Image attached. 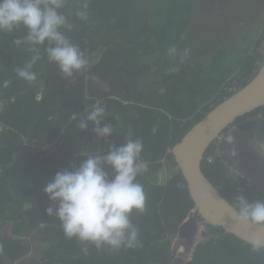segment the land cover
<instances>
[{
	"label": "trees",
	"instance_id": "16d2710c",
	"mask_svg": "<svg viewBox=\"0 0 264 264\" xmlns=\"http://www.w3.org/2000/svg\"><path fill=\"white\" fill-rule=\"evenodd\" d=\"M137 1L66 0L67 5L61 11L68 16L72 27L64 33L89 60L87 70L70 78L64 77L42 54L43 58L32 69L37 80L29 84L20 79L15 69L23 67L34 53L30 45L17 46L13 41L26 35V31L21 27L11 33L0 32V124L4 128L0 133V264H16L22 260L28 243L21 235L26 232H37L51 242L53 248L42 252V261L33 257L21 264L58 261L61 264H171L172 239L196 208L172 150L220 101L232 95L225 90L233 83L232 79L227 82L233 69L226 65L224 51L231 50L227 53L232 57L235 50L232 44L240 37L234 31L237 22L232 23L235 19L229 18L225 20L228 23L225 29L217 26L220 42L211 43V39L202 40V36L193 35L201 53L206 46L208 50L215 49V60L209 65L204 62L192 65L187 60L173 59L169 49L175 48L176 42L170 46L168 31L175 26L173 16L182 6L187 9V5L181 0ZM250 1L253 0H245L246 8ZM85 2L88 19L81 20L75 13ZM261 6L254 13L250 8L249 12L241 10L259 18L264 15V0ZM139 8L141 12L137 11ZM162 14L168 17L163 20ZM190 17L191 13L184 30L182 26L178 32L177 42L189 28ZM150 19L158 23L157 34L147 29ZM209 28L204 31L213 34ZM261 30L264 35V22ZM148 34L153 35V44L149 43L152 39H147ZM160 39L165 40L162 46L167 48H160ZM225 40H229V44H225ZM259 44L260 40L253 54L242 62L243 75L247 78L238 79L242 87L257 75L264 63L258 53ZM98 52L100 61L93 59ZM132 61L135 66L129 65ZM219 74L222 78L215 77ZM5 80L9 81L7 88L2 87ZM40 91H43V99L37 102L35 96ZM97 102L106 108L105 122L114 128L105 143V152L110 144L119 145L139 138L144 144L141 158L149 165L147 173L158 172L164 162L179 169L164 185L138 176L145 190L146 208L131 218L139 229L140 245L134 248L114 250L104 246L97 249L70 239L64 235L59 220L47 216L45 211L50 201L43 191L44 186L56 172L78 167L84 158L82 155L90 154L92 125L82 131L78 124ZM263 113L264 108H261L237 119L236 123L243 124L242 130L249 132L253 128L249 119ZM58 138L63 143L60 149H42ZM25 139L37 142L28 144ZM204 169L221 195L234 200V204L240 194L249 201L264 200L253 187L247 191L241 187L228 191L229 175L221 164L204 165ZM210 234L208 241L197 245L192 261L187 264H264V251L253 252L248 243L223 228H212Z\"/></svg>",
	"mask_w": 264,
	"mask_h": 264
},
{
	"label": "clouds",
	"instance_id": "9594fccd",
	"mask_svg": "<svg viewBox=\"0 0 264 264\" xmlns=\"http://www.w3.org/2000/svg\"><path fill=\"white\" fill-rule=\"evenodd\" d=\"M65 5L66 0H0V32L11 33L22 27L26 31V35L15 39L13 43L17 46L30 45L31 51L34 53L23 67L15 69L17 76L29 84L37 80V75L32 69L43 58L41 49H43V55H46L48 62L54 63L66 78L84 72L89 67V60L84 51L72 43L64 33L65 29L72 27L68 16L61 11ZM75 15L81 20H87L88 4L83 3ZM259 40L258 53L260 54L259 48L263 37L261 36ZM169 54L175 55L176 49H169ZM260 56L264 58L262 54ZM259 70H257V74ZM238 79L240 78L233 79V82L239 86L237 91L243 88ZM8 86L9 81H3L2 87L7 88ZM237 91L228 92L233 95ZM227 98H224L220 103ZM42 99L43 91H40L36 94L35 100L40 102ZM124 104L126 105L127 102ZM75 118L76 116L73 117V119ZM105 120L106 108L99 102L95 103L91 110L87 111L79 120L78 127L82 131H87L89 125H92L94 134L91 140L90 154H81L84 158L78 167L56 172L44 186L43 191L50 201V205L45 211L47 216H55L59 220L64 235L70 239L75 238L83 244H91L97 249L104 246L114 250L134 248L140 245V239L139 229L133 224L131 218L134 213H143L146 208L145 190L137 178L148 170L149 165L141 158L144 144L139 138L128 139L119 145L110 144L105 152V143L114 132L113 125ZM249 121L253 124L251 131L244 132L241 128L243 124L234 123L217 137L203 157L202 169L205 174L204 165L209 167L221 164L226 171H230L227 179L228 191L237 187L247 191L255 187L261 194V191L264 192V180L262 179L264 178L262 174L264 172V151L260 150V155L257 156L252 150L246 156L245 163L247 165L254 154L261 167L259 170L242 168L239 165V159L230 155H234L233 148L237 145L236 141L232 142L234 135H238V138H247L255 145L253 139L256 136L255 132L257 130L264 132V113L250 118ZM261 123L262 128L259 125ZM3 129L0 124V133ZM239 130L242 133L236 132ZM222 136L223 138L220 140ZM261 137L264 140V136ZM228 141L231 143V148L228 147ZM30 142L36 143L37 141L25 139V143L29 144ZM55 142L63 145L61 138H58L42 149L47 150L46 148ZM93 145H99V148L92 149ZM234 156L236 157V155ZM210 158H213L214 161H210ZM235 161L236 163H233ZM164 164L171 166L169 163L164 162ZM234 175L238 176V182L231 187L229 182ZM170 176L173 177V175H169L167 179L172 178ZM227 200L232 204L231 211L239 222L264 227V200L249 201L243 194L235 197V204L234 200L232 202ZM195 210L196 208L191 213L193 214ZM199 217L205 228L210 227V230L219 228L212 226L200 215ZM210 230H203L204 236L211 237ZM247 243L253 252L264 251V233L253 234ZM83 251L86 252L87 248H84Z\"/></svg>",
	"mask_w": 264,
	"mask_h": 264
},
{
	"label": "rangeland",
	"instance_id": "374dc122",
	"mask_svg": "<svg viewBox=\"0 0 264 264\" xmlns=\"http://www.w3.org/2000/svg\"><path fill=\"white\" fill-rule=\"evenodd\" d=\"M141 1H137V3H140ZM183 5H187L186 7L182 6V9L178 12V14H175L173 16V20L175 21V26L171 27V29L168 31L171 34L167 38L170 41V46H173L174 41L176 42L175 49L177 50L180 48V42H183L184 37L190 35L188 32H193L198 34H195V36H202L203 39H211V43L220 42L221 37H219L217 34V26H225L228 25V23L223 22L226 19L234 20L232 23H236V26L234 28V31L236 34L240 37V39H234V41H237L236 44H232V46L235 48L233 52L232 58H228V61L237 64L242 63L245 59H247V53L248 49H250L254 42L256 36L260 35V30L262 28V23L264 22V15H261L259 18H255L256 16L252 17L249 16V13H245L246 11H250L254 13L255 9H260L262 0H253L247 3V8L244 6L245 0H181ZM235 3V5H234ZM67 5V4H66ZM142 4L139 6L141 7ZM253 10H251V8ZM142 8V7H141ZM141 8L137 9L138 12H141ZM149 8V6H148ZM166 9V8H165ZM241 9H246V11L242 12ZM191 13V17L189 19V29L187 32H184L179 42H177L178 32L181 30L183 26V30L185 28V22L188 18V14ZM168 15L162 14V19L165 20ZM180 23V24H179ZM176 24H179V26H176ZM231 26V25H230ZM206 27V28H205ZM211 27V31L213 30V34L209 35L207 31V28ZM187 29V28H186ZM210 29V28H209ZM233 33V30H232ZM188 34V35H187ZM206 34V35H205ZM218 37L219 41H216L215 38ZM233 39V38H231ZM147 41V40H146ZM149 41V40H148ZM165 40L160 39V48L165 49L168 46H162L163 42ZM150 44L151 41H149ZM225 44H229V40L224 41ZM246 43V46H245ZM165 44V43H164ZM238 47V49H236ZM215 49L207 50L206 54H202L200 56L199 52L198 56L200 58L194 60L197 62H204L208 60H213L214 55L213 51ZM199 51V50H198ZM231 50H226L224 53H227ZM206 56V57H205ZM209 56V57H208ZM192 57V56H191ZM101 53H96L94 55L95 60L100 61ZM126 64L127 61H126ZM129 65L135 66V62L132 61ZM228 67L231 65L229 63H226ZM234 68V66H232ZM240 75V71L238 68H234L233 76ZM261 136L260 131H256L255 134ZM264 136V132H263ZM228 147L231 148V143L228 141ZM263 155V153H262ZM16 160H18L16 158ZM165 166V164H164ZM173 176L175 174L179 173V170L176 169V167H173L172 170ZM230 174V171H226V175ZM147 175V174H146ZM149 176V175H148ZM172 177V176H170ZM149 180L155 184L159 183L160 181V172H156L153 174H150ZM253 184V183H251ZM254 185V184H253ZM256 186V185H255ZM255 188V187H254ZM258 189L255 188L254 192H257ZM261 195L264 197V192L261 191ZM255 199V194H253ZM232 202V200H230ZM29 206H27L28 208ZM196 211V210H195ZM193 212L192 215H189V217L184 220L181 225L179 226L178 233L176 236L172 239V245L171 250L174 256H172V262L171 264H187L188 262L192 261L194 252L196 249V245L202 240L205 242L206 240H209L211 237L204 236L203 230H210L209 228H205L204 224H202L201 219L197 212ZM212 232V231H211ZM21 237L24 239L23 241L27 244L28 247L24 250V256L22 260L16 261V264H21L23 261L29 260L33 257H36L39 261H42L44 250L52 249L53 244L49 241H47L45 238L40 236L37 232H26V234H22ZM57 258V256H56ZM58 261V259H57ZM40 264H45L44 262H40ZM54 264H61L59 261Z\"/></svg>",
	"mask_w": 264,
	"mask_h": 264
},
{
	"label": "water",
	"instance_id": "95a60500",
	"mask_svg": "<svg viewBox=\"0 0 264 264\" xmlns=\"http://www.w3.org/2000/svg\"><path fill=\"white\" fill-rule=\"evenodd\" d=\"M261 108H264V64L252 81L218 104L172 150L197 213L212 226L222 227L226 233L246 243L253 234L264 233V227L241 223L234 217L232 204L204 174L202 160L223 131L237 119ZM260 134L263 136L262 130ZM246 167L248 170L261 169L254 154Z\"/></svg>",
	"mask_w": 264,
	"mask_h": 264
},
{
	"label": "crops",
	"instance_id": "0c3cea01",
	"mask_svg": "<svg viewBox=\"0 0 264 264\" xmlns=\"http://www.w3.org/2000/svg\"><path fill=\"white\" fill-rule=\"evenodd\" d=\"M136 13V12H135ZM223 22H225V21H223ZM220 26V25H219ZM227 27V25H225V26H221V29H225ZM147 29H152L154 32L153 33H155L157 30H159V28H158V23H157V21L154 19H150L149 21H148V24H147ZM189 29V28H188ZM188 29L185 31V32H187L188 31ZM228 29V28H227ZM217 32H218V29H217ZM261 33H262V30H261V32H260V35L259 36H256V38H255V40H254V42H252V44H253V46L250 48V49H248L247 51H248V53H247V59H245L244 61H246V60H248V58L253 54V51H254V48L256 47V43H257V41L260 39V37L262 36L261 35ZM156 34H157V32H156ZM184 34V33H183ZM182 34V35H183ZM188 34H190V35H188ZM188 36H186V37H184V40H183V42H180V48H178L177 50H176V54L173 56V59L174 58H177L178 60H182V61H190L191 62V64L193 65L195 62H197V61H194V60H196V59H198V58H200L199 56H198V54H199V52L200 51H198L199 50V44H197V43H195L194 42V40H195V37L193 36V35H195V33H193V32H188ZM212 33H210V35H211ZM263 34V33H262ZM182 35H181V37H182ZM152 37H153V35L152 34H148L147 35V39L149 38V39H152ZM181 37H180V39H181ZM197 37V36H196ZM202 40H205V39H203L202 38ZM153 41H154V39H152V41H151V43L153 44ZM207 41H209V39H207ZM194 42V43H193ZM237 43V41L236 42H234L233 44H236ZM230 45H231V43H230ZM245 46H246V43H245ZM216 47V46H215ZM206 48H208L207 46L206 47H204V49H203V52L202 53H200L199 55L201 56L202 54H206V52H207V50L208 49H206ZM236 49H238V47L236 48ZM41 54H43V49H41ZM212 55H214V59L213 60H208V61H204V63H205V65H209L212 61H214L215 60V57H216V54L215 53H213ZM179 56V57H178ZM192 56V57H191ZM206 57V56H205ZM209 57V56H208ZM228 58H232L231 57V54L230 53H226L225 54V63H229L231 66L229 67V68H232L233 69V71H234V68L236 67V68H238L239 69V71H240V75H236V76H230L228 79V81L227 82H229V81H231V79L233 80V79H236V78H242V79H247V78H244V70H243V66H242V64L243 63H241V64H239L238 66H237V64H231V62H229L228 61ZM243 62V61H242ZM232 66H234V68L232 67ZM216 78H222V76L219 74V75H216L215 76ZM260 125V127L262 128V123L261 124H259ZM237 133H242V131H236ZM236 133V134H237ZM238 137V135H234L233 137H232V142H235L236 141V138ZM242 138V137H241ZM243 139V138H242ZM258 141V140H257ZM244 144V143H243ZM103 146V145H102ZM262 147H263V149H264V140H262V142H258V143H256L253 147H252V150L255 152V154L257 155V156H259L260 155V150L262 149ZM98 149L99 148V145H93V147H92V149ZM172 170H173V167L172 166H169V165H167V164H165V166H163V168H161L160 170H159V172H160V181H159V183H155V184H157V185H164V184H166V182H167V177L169 176V175H173V173H172ZM147 174V175H146ZM149 175V176H148ZM139 176H141V177H143L144 179H149L150 178V174L149 173H147V172H144V173H142L141 175H139Z\"/></svg>",
	"mask_w": 264,
	"mask_h": 264
},
{
	"label": "flooded vegetation",
	"instance_id": "af4514ba",
	"mask_svg": "<svg viewBox=\"0 0 264 264\" xmlns=\"http://www.w3.org/2000/svg\"><path fill=\"white\" fill-rule=\"evenodd\" d=\"M253 139L255 140L254 143L262 142V137L259 136L258 133L256 134V136ZM236 142H237V145L233 148V153H234V155H236V157L233 154H230V155L232 157H234L235 159H239V165L242 168H246V163H245L246 158H247L246 156H248L250 154V151L252 152V147L254 145L250 142V140H247V138L242 139V138L237 137ZM261 151H264L263 147H262ZM231 160H233V159L231 158ZM233 163H236V161ZM262 174L264 175V172ZM262 179L264 180V178H262Z\"/></svg>",
	"mask_w": 264,
	"mask_h": 264
},
{
	"label": "built area",
	"instance_id": "2783aa9c",
	"mask_svg": "<svg viewBox=\"0 0 264 264\" xmlns=\"http://www.w3.org/2000/svg\"><path fill=\"white\" fill-rule=\"evenodd\" d=\"M259 51H260V54H262L264 56V35H263V40L261 42V46L259 48ZM238 84L236 82H233L228 88L227 90L228 91H237L238 89ZM223 136L220 138V140H222ZM61 147V143H58V142H55L54 144H51L50 146H48L46 149L47 150H51V151H54V150H58L60 149ZM217 151V150H216ZM210 161H214L213 158H210ZM238 182V176H232L231 180H230V186L233 187L237 184Z\"/></svg>",
	"mask_w": 264,
	"mask_h": 264
},
{
	"label": "bare ground",
	"instance_id": "6f19581e",
	"mask_svg": "<svg viewBox=\"0 0 264 264\" xmlns=\"http://www.w3.org/2000/svg\"><path fill=\"white\" fill-rule=\"evenodd\" d=\"M95 84V83H94ZM146 100V99H145ZM124 106V105H123ZM107 112V111H106ZM173 112V111H172ZM119 124V123H118ZM164 145V144H163ZM157 151V150H156ZM149 154V153H148ZM173 190V189H172ZM172 190H171V192H172ZM180 198V197H179ZM182 200V199H181ZM178 201V200H177ZM171 207V206H170ZM61 246V245H60ZM198 251V250H197ZM127 261V260H126Z\"/></svg>",
	"mask_w": 264,
	"mask_h": 264
}]
</instances>
